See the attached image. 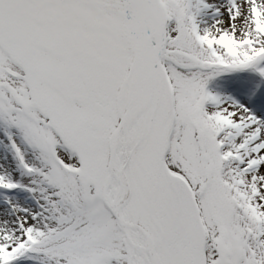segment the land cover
I'll use <instances>...</instances> for the list:
<instances>
[{"label": "snow or ice", "instance_id": "6c2138e0", "mask_svg": "<svg viewBox=\"0 0 264 264\" xmlns=\"http://www.w3.org/2000/svg\"><path fill=\"white\" fill-rule=\"evenodd\" d=\"M0 264H264V0H0Z\"/></svg>", "mask_w": 264, "mask_h": 264}]
</instances>
